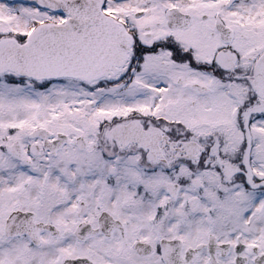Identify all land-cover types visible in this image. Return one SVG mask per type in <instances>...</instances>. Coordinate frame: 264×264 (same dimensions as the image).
<instances>
[{"label":"snow or ice","instance_id":"6c2138e0","mask_svg":"<svg viewBox=\"0 0 264 264\" xmlns=\"http://www.w3.org/2000/svg\"><path fill=\"white\" fill-rule=\"evenodd\" d=\"M0 264H264V0H0Z\"/></svg>","mask_w":264,"mask_h":264}]
</instances>
